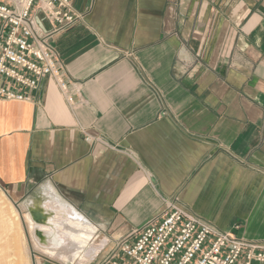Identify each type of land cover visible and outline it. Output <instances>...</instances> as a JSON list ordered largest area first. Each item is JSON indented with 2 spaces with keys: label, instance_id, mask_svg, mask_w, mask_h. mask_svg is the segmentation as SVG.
<instances>
[{
  "label": "crops",
  "instance_id": "0c3cea01",
  "mask_svg": "<svg viewBox=\"0 0 264 264\" xmlns=\"http://www.w3.org/2000/svg\"><path fill=\"white\" fill-rule=\"evenodd\" d=\"M73 6L84 21L53 45L75 105L49 77L27 102L0 101L1 189L41 235L68 221L94 228L84 248L57 231L39 242L58 257L79 248L83 259L38 263L102 264L162 218L166 199L264 241V0Z\"/></svg>",
  "mask_w": 264,
  "mask_h": 264
},
{
  "label": "built area",
  "instance_id": "2783aa9c",
  "mask_svg": "<svg viewBox=\"0 0 264 264\" xmlns=\"http://www.w3.org/2000/svg\"><path fill=\"white\" fill-rule=\"evenodd\" d=\"M42 16L51 26L45 32ZM73 0H0V101L27 102L45 78H52L75 105L59 64L53 37L84 21ZM86 142L103 143L84 134ZM121 241L102 264H264V241H251L205 223L178 201Z\"/></svg>",
  "mask_w": 264,
  "mask_h": 264
},
{
  "label": "rangeland",
  "instance_id": "374dc122",
  "mask_svg": "<svg viewBox=\"0 0 264 264\" xmlns=\"http://www.w3.org/2000/svg\"><path fill=\"white\" fill-rule=\"evenodd\" d=\"M2 194L6 197L3 198ZM13 209L18 213L19 221L15 218ZM28 214L31 215L24 206L13 202L0 187V237L10 246V261L14 264H39L41 254L61 259L57 254L60 252L39 249L40 238L36 236L34 224L33 227L30 226L25 219V215ZM31 218L34 222L32 215Z\"/></svg>",
  "mask_w": 264,
  "mask_h": 264
},
{
  "label": "bare ground",
  "instance_id": "6f19581e",
  "mask_svg": "<svg viewBox=\"0 0 264 264\" xmlns=\"http://www.w3.org/2000/svg\"><path fill=\"white\" fill-rule=\"evenodd\" d=\"M3 193V192H2ZM3 198L6 197L5 194H2ZM15 218L19 221V215L15 211V209L12 210ZM24 217V216H23ZM24 219V218H23ZM25 219L27 224L32 226L34 224L33 220L29 215H25ZM25 221V220H24ZM6 222V221H5ZM69 223L75 229L71 227H66V224ZM66 224L62 223H57V229L53 230V227H44L42 230L45 232V235H41L39 232L36 233V236L40 238V241H45L46 238H53L56 237V231L57 233L59 232L58 236H63L67 237V239L73 240L75 243L76 247H82L84 248L85 246L87 247L88 241L92 239V233L94 231V228H90V226H86L85 224L80 223L79 221L74 222V221H68ZM33 227V226H32ZM32 229V228H31ZM35 229V227H34ZM60 232L63 234H60ZM74 246V245H73ZM74 246V247H75ZM90 246V245H88ZM71 248V247H70ZM86 249V248H85ZM10 246H8L7 243H4L2 241V238L0 237V264H14L13 262L10 261ZM68 251V250H67ZM65 252L62 253L59 257L64 260H71V259H83L85 251L84 250H79V248L73 252ZM80 263V262H79Z\"/></svg>",
  "mask_w": 264,
  "mask_h": 264
},
{
  "label": "water",
  "instance_id": "95a60500",
  "mask_svg": "<svg viewBox=\"0 0 264 264\" xmlns=\"http://www.w3.org/2000/svg\"><path fill=\"white\" fill-rule=\"evenodd\" d=\"M37 221H38V220H37ZM41 221H44V222H45L46 220H45V218H43V220H40V222H41Z\"/></svg>",
  "mask_w": 264,
  "mask_h": 264
}]
</instances>
